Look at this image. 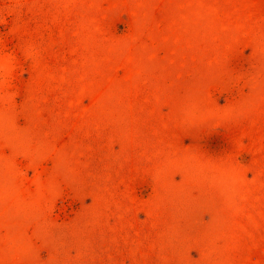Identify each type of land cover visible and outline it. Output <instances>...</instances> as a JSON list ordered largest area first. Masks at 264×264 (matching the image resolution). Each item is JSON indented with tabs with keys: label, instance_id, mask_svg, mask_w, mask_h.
Returning a JSON list of instances; mask_svg holds the SVG:
<instances>
[{
	"label": "rangeland",
	"instance_id": "rangeland-1",
	"mask_svg": "<svg viewBox=\"0 0 264 264\" xmlns=\"http://www.w3.org/2000/svg\"><path fill=\"white\" fill-rule=\"evenodd\" d=\"M0 264H264V0H0Z\"/></svg>",
	"mask_w": 264,
	"mask_h": 264
}]
</instances>
